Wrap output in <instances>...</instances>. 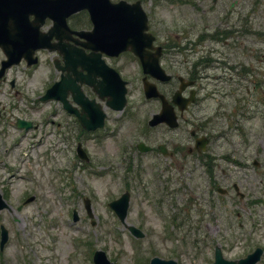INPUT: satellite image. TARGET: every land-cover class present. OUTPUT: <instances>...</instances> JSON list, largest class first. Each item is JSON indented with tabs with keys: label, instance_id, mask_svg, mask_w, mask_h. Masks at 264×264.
<instances>
[{
	"label": "rangeland",
	"instance_id": "rangeland-1",
	"mask_svg": "<svg viewBox=\"0 0 264 264\" xmlns=\"http://www.w3.org/2000/svg\"><path fill=\"white\" fill-rule=\"evenodd\" d=\"M210 3L143 0L157 42L176 43L167 53H174L173 62L167 56L161 59L174 79L159 85L160 89L171 93L177 85L176 75L190 72L196 57L192 44L206 26L212 30L225 25V14L213 10ZM240 3L242 24L250 27L243 44L248 53H254L255 49H249L264 41L263 8L257 5L258 0ZM228 24H233L232 19ZM37 55L38 63L30 69L21 62L7 71V80L16 78L14 88L7 81L0 82V104L4 106L0 108V191L6 194L8 204L0 210V224L8 230L0 249V264H93L92 253L98 249L113 264H148L153 255L173 258L178 264H210L216 243L227 259L245 256L260 246L263 253L255 264H264V120L252 126V144L247 149L242 145L240 129L228 132L231 161L219 163L230 170L215 176L228 194L217 197L209 176L193 158L174 160L159 152L136 149L140 140L150 145L163 142L168 148L179 142L192 145L185 138L189 129L186 123L193 120L194 109L191 106L184 112L175 129L158 125L150 130L146 121L159 105L144 99L140 64L125 53L118 65L128 81L127 104L122 111L109 113L103 130L88 135L85 148L90 160L84 166L74 153L80 140L77 128L71 125V147L65 152L61 142L64 127L60 133L56 125L58 120L63 124V118L55 117L54 124L48 123L54 102H33L50 84L53 74L51 53L40 51ZM16 117L31 119L40 127L21 130L15 125ZM54 145L58 149L54 150ZM233 182L244 198L235 194ZM124 190L130 192L125 221L141 228V238L133 237L107 206ZM30 196L33 198L27 200ZM83 196L91 200L94 225L86 214ZM73 209L78 215L76 221L71 218Z\"/></svg>",
	"mask_w": 264,
	"mask_h": 264
},
{
	"label": "flooded vegetation",
	"instance_id": "flooded-vegetation-1",
	"mask_svg": "<svg viewBox=\"0 0 264 264\" xmlns=\"http://www.w3.org/2000/svg\"><path fill=\"white\" fill-rule=\"evenodd\" d=\"M240 2L241 0H211L209 7H213L216 12L225 14V25H219L212 30H206L208 26L205 27L203 34L200 33L197 36L198 39L192 44L191 49L196 57L192 62L190 72L184 71L176 75L177 79L180 76L183 77V79L179 78V81L192 83L190 87L182 90L183 96L189 97L191 95L193 100L188 108L193 107L194 117L191 122L186 123L189 129L185 138L192 145L179 142L172 148H168L163 142L155 145L147 144L149 153L159 152L163 157L174 160L183 156L182 159L193 158L197 161L198 165L209 176L212 182L211 189L217 197L228 194V190L215 179L216 175L230 170L219 163V160L231 161V155L227 152L228 146H230V142L227 140L228 132L232 128L240 129L242 145L247 149L252 144L250 141L252 126L260 124L264 120V41H260L255 53H251V56L256 57V64L249 62L248 48L242 40L243 36L247 37V26L242 24L244 14L243 5ZM257 5L262 7L263 9L260 11L264 12V0H258ZM234 7L237 9L233 10ZM232 13L235 15L234 21ZM237 17L239 18L237 19ZM229 19H232L233 24L227 25ZM68 22L69 27L74 30L88 29L91 26L85 11L72 15ZM51 24L52 22L45 21L44 28H48ZM62 34L60 31V36ZM70 36L73 39L78 38L73 34ZM70 43H73L76 48H83L85 53L89 52L86 41L77 39L76 41L71 40ZM175 44V42H161L159 44L161 46L160 58L167 56L169 62H173L174 53H167L175 48ZM121 55L107 56L103 54L101 58L105 64L120 73L118 61ZM76 69L81 74H87L88 70H93V68H82L79 65ZM54 72L56 76L53 77V81L60 77L59 72ZM171 74L173 76V73ZM96 78L101 79L100 76ZM167 83H158V87ZM178 86L177 81V85L171 93L160 88L159 90L168 100H171ZM81 90L89 99H96L101 103L106 114V122H108L109 113L113 110L107 105V99H99L92 87L86 83L81 84ZM66 98L75 105L71 91L67 92ZM146 101L156 102L160 108L158 98L146 99ZM56 103L59 108H54L51 116L64 119L63 124L59 120L57 125L59 127L63 125L65 129L63 142L67 151L70 148L71 124L76 125L78 122L71 113L63 109L59 102ZM77 107L81 108L80 106ZM50 123H54V121H50ZM158 125H164L168 130L174 129L165 123ZM37 126L38 124H33V128ZM149 129L151 130L153 127ZM163 132L166 131L163 130ZM86 134V131L81 132L80 142L82 144L87 140ZM161 145H164L165 149L160 148ZM204 160H207L208 163L205 164ZM233 162L238 164L236 160ZM254 163L259 165L257 160H254ZM231 187L234 189V182L231 183Z\"/></svg>",
	"mask_w": 264,
	"mask_h": 264
},
{
	"label": "water",
	"instance_id": "water-1",
	"mask_svg": "<svg viewBox=\"0 0 264 264\" xmlns=\"http://www.w3.org/2000/svg\"><path fill=\"white\" fill-rule=\"evenodd\" d=\"M34 2L36 6L33 5ZM30 6L36 7V10L32 12ZM81 8L89 10L94 23V27L92 31H90V39L98 41L99 44L93 47V49L113 54L129 49L140 58L146 72L162 80L169 78V75H165L158 66L157 54L151 55L144 52L145 46H150L153 36L145 32L147 28L145 14L141 10L138 2L129 4L125 1L111 3L109 0H0V44L3 46V49L8 48L6 53L7 57H9L10 61H17L20 57L19 51L29 49L31 53L35 48L47 45L41 36L40 42L36 40L27 48L28 43L32 40L30 31L27 29L30 28V26L25 23V19L29 13H35L40 21H42L45 16H51L54 17V19L60 17L61 21H63L66 15ZM141 41H143L145 45L142 44ZM31 60L36 61V58H32ZM103 71L104 70H100L101 73ZM102 74L104 76H102L103 78L101 81H98L100 84H98L97 88L95 87V90L101 96L109 94L112 98L108 102L111 104V107L116 110L121 109L125 104V82L120 79L116 72H114L113 81L112 73L109 74L105 71ZM110 81L113 82V86ZM106 84L108 85L106 86ZM143 85L146 97L158 96L162 99L161 110L153 115L149 123L156 124L161 121H166L169 125L174 126L176 116L172 111V107L166 103L163 95L157 92L155 85L145 80ZM67 87L77 90V93L81 96V92L77 85H75L74 80L67 81L64 80V77L57 82L54 90L57 92L62 90L61 94L64 96ZM182 87L183 86H181V88ZM52 89L53 87L47 90L44 98L51 96ZM175 102H177V100H175ZM179 106L180 109H183V107H185V102L183 105L179 104ZM87 114H89V118H85L84 115L77 113L84 127L93 129L97 126H102L104 113L100 107L96 106L95 112L88 111ZM109 205L114 209L118 218L132 234L136 236L143 235L135 226L126 224L125 222L124 218L128 206V193L122 194L120 198L113 200ZM2 206L3 202L0 200V207ZM5 239L6 231L2 228L0 246H2ZM260 253V248H256L245 258L237 261L226 260L222 257L220 248L216 246L215 260L212 264H254L259 258ZM94 260L96 264H112L106 258L104 252L100 250L95 252ZM149 264L177 263L172 259L164 260L153 257Z\"/></svg>",
	"mask_w": 264,
	"mask_h": 264
}]
</instances>
